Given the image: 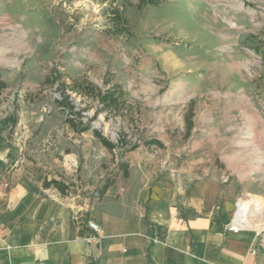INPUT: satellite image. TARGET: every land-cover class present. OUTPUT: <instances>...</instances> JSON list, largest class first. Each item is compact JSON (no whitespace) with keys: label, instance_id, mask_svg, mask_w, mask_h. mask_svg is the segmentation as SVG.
Returning <instances> with one entry per match:
<instances>
[{"label":"rangeland","instance_id":"rangeland-1","mask_svg":"<svg viewBox=\"0 0 264 264\" xmlns=\"http://www.w3.org/2000/svg\"><path fill=\"white\" fill-rule=\"evenodd\" d=\"M140 1L0 0V167L60 179L88 209L115 181L112 210L134 220L136 190L158 184L218 185L219 211L226 196L264 200V0ZM97 88H115L119 108Z\"/></svg>","mask_w":264,"mask_h":264},{"label":"crops","instance_id":"crops-1","mask_svg":"<svg viewBox=\"0 0 264 264\" xmlns=\"http://www.w3.org/2000/svg\"><path fill=\"white\" fill-rule=\"evenodd\" d=\"M44 179L23 165L0 167V264H261L264 240L258 236L252 255L255 228L227 230L237 199L226 196L219 211L218 185L197 182L187 189L166 183L136 190V210L145 217L134 220L112 210L115 184L88 209L45 186ZM207 203L213 206L205 215ZM89 220L102 232L90 229Z\"/></svg>","mask_w":264,"mask_h":264},{"label":"trees","instance_id":"trees-1","mask_svg":"<svg viewBox=\"0 0 264 264\" xmlns=\"http://www.w3.org/2000/svg\"><path fill=\"white\" fill-rule=\"evenodd\" d=\"M162 0H141L139 3V7H143L145 5H158L159 3H161ZM116 16V27L117 32L118 33H125L126 30H128L127 27V21L126 18L123 15V12L121 10H117L115 13ZM92 85V84H91ZM5 87V83L0 80V91L2 90V88ZM93 88L92 90H96V87H94L92 85ZM119 92L116 91V89H108L106 91H103L100 88H97V91L95 93V96H97V98L99 99V101L103 104L104 107L109 108V109H115V108H119ZM59 103L61 105H63L65 108H68L71 112H75V114H79L77 113V111H75V105L71 102V100L69 99V95H64L63 99L59 101ZM68 120L71 124V126L77 131V132H85L91 129V125L90 124H81L80 126L75 123L74 119L71 117H68ZM192 125V122H189V126H188V130H190ZM92 132L94 134L95 137H97L107 148H109L110 150H113L114 148H116L118 145L113 143L112 141H110L109 139H107L99 130L97 129H92ZM146 145H152V144H157L162 146L163 143L158 140V139H150V140H145L144 141ZM123 144V143H122ZM127 172V171H126ZM43 184L47 187L49 186H54L56 187L61 193H64L68 188L69 185H66L64 183V181L57 179V178H51V179H47L45 178L43 181ZM113 184H115V181H108L104 184L103 186V191L105 192L110 186H112Z\"/></svg>","mask_w":264,"mask_h":264},{"label":"built area","instance_id":"built-area-1","mask_svg":"<svg viewBox=\"0 0 264 264\" xmlns=\"http://www.w3.org/2000/svg\"><path fill=\"white\" fill-rule=\"evenodd\" d=\"M229 177L227 174L222 175V181L228 182ZM8 186V183H5ZM264 214V200L259 199L257 197H251L246 194L238 197L236 200V209L232 218V221L227 225V230L233 233H240L244 230L251 229L248 226V219H257V217H261ZM88 226L95 232H102L101 227L98 223L93 220L88 221ZM257 234L253 239V246L251 249L252 255H257L258 253V236L261 235L264 228L255 229Z\"/></svg>","mask_w":264,"mask_h":264},{"label":"bare ground","instance_id":"bare-ground-1","mask_svg":"<svg viewBox=\"0 0 264 264\" xmlns=\"http://www.w3.org/2000/svg\"><path fill=\"white\" fill-rule=\"evenodd\" d=\"M250 220H251V219H248V221H247V222H248V226H249V227H250V225H249V221H250ZM252 220H253V219H252ZM250 228H251V227H250Z\"/></svg>","mask_w":264,"mask_h":264}]
</instances>
